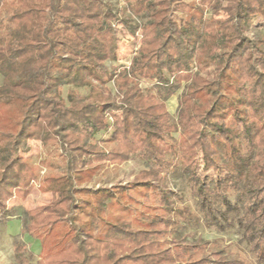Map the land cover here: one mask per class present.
I'll list each match as a JSON object with an SVG mask.
<instances>
[{
    "label": "trees",
    "instance_id": "obj_1",
    "mask_svg": "<svg viewBox=\"0 0 264 264\" xmlns=\"http://www.w3.org/2000/svg\"><path fill=\"white\" fill-rule=\"evenodd\" d=\"M223 1L126 0L116 11L105 0H0V220L39 178L21 156L31 140L57 150L40 190L64 194L26 212L40 252L15 240L18 264H247L175 234L178 217L197 221L170 186L175 173L194 186L204 224L224 231L234 214L264 264V34L252 27L264 0L204 16ZM119 24L140 38L128 67L107 64L118 60ZM182 83L172 122L166 102ZM65 85L92 92L65 98ZM109 110L122 120L109 122ZM136 157L146 167L130 180L91 185L106 165Z\"/></svg>",
    "mask_w": 264,
    "mask_h": 264
},
{
    "label": "rangeland",
    "instance_id": "obj_2",
    "mask_svg": "<svg viewBox=\"0 0 264 264\" xmlns=\"http://www.w3.org/2000/svg\"><path fill=\"white\" fill-rule=\"evenodd\" d=\"M15 0H8L11 4ZM109 2L112 7L117 10H126V0H105ZM8 9L3 10V15L8 12ZM235 11V5L231 0L223 1V7L219 11L213 13L208 9L204 16L210 18L212 16L218 18H225L229 14ZM127 12V11H126ZM127 14H130L129 11ZM134 20L137 23L143 22V18L134 16ZM198 19H195L197 22ZM255 33L264 34V22L254 21L252 24ZM140 44V38L137 39L132 36L128 30L118 25V60L107 61L110 67H128L132 58L136 55V51ZM2 83V77L0 75V84ZM149 82H141L143 88L150 87ZM108 89L113 95L116 94V86L113 82L107 84ZM186 89V83L177 88L175 93L167 100V108L171 115V121L176 122L177 112L179 106L180 94ZM69 91H76L84 96H89L92 92L91 85L84 86H71L65 85L62 89L63 96L66 98ZM107 118L109 122L114 120H122V112L120 110L107 111ZM112 127L110 128L111 131ZM110 131L100 132L96 140H105ZM175 139L178 138V132H174ZM108 148H111L113 144H105ZM21 156L31 159L32 165L39 173V178L35 180L33 185L35 188L28 195L26 199L21 197H13L8 200V207L12 214L7 221L0 220V264H18L14 255V242L15 240H21L26 244L28 251L32 252L35 258H38L40 252V243L37 239L24 232V223L26 220V212L30 209H35L43 206L49 202L55 201L61 198L64 194L59 192H43L40 190V184L43 178L50 172L51 168L47 162L48 159H52L57 156L56 148L47 149L42 146L40 141L31 140L26 150L21 152ZM146 167L144 160L139 158H133L121 165H106L99 174H97L91 185H97L101 183H114L117 181H128L142 168ZM170 186L178 193L183 195V205L187 206L191 213L195 215L197 221L188 222L178 217V226L175 234L185 238L187 241H209V244L205 247H201L204 254L210 251L223 250V254L230 258H243L247 264H258L252 252L248 249L246 243L241 240L240 234L235 227L236 216L231 215L234 225L227 226L224 231L217 230L216 228H209L204 224L203 213L199 204V196L197 195L194 186L187 179L178 174H171ZM233 201L235 196L232 195ZM179 204V203H178ZM181 204V203H180Z\"/></svg>",
    "mask_w": 264,
    "mask_h": 264
}]
</instances>
